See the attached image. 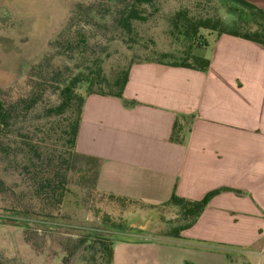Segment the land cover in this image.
I'll return each instance as SVG.
<instances>
[{"label":"rangeland","instance_id":"1","mask_svg":"<svg viewBox=\"0 0 264 264\" xmlns=\"http://www.w3.org/2000/svg\"><path fill=\"white\" fill-rule=\"evenodd\" d=\"M128 1L0 0V99L15 112L0 133V264H103L97 235L162 241L186 222L178 206L125 202L100 191L94 164L73 155L66 142L70 112L50 116L45 109L60 102L65 80L96 55L112 75L137 62L208 57L219 31L200 28L188 38L187 19L212 18L241 31L257 25L250 9L233 0H155L144 8L147 21H134L130 37L117 22ZM70 41L87 52L73 54ZM49 159L68 173L59 208L33 194ZM226 262L240 264L233 256Z\"/></svg>","mask_w":264,"mask_h":264},{"label":"crops","instance_id":"2","mask_svg":"<svg viewBox=\"0 0 264 264\" xmlns=\"http://www.w3.org/2000/svg\"><path fill=\"white\" fill-rule=\"evenodd\" d=\"M206 58L137 62L123 99L86 97L76 149L99 158L100 191L157 206L222 188L179 236L117 239L113 264L264 262V45L222 33Z\"/></svg>","mask_w":264,"mask_h":264},{"label":"trees","instance_id":"3","mask_svg":"<svg viewBox=\"0 0 264 264\" xmlns=\"http://www.w3.org/2000/svg\"><path fill=\"white\" fill-rule=\"evenodd\" d=\"M243 8L250 9V19L257 25L255 29L241 31L238 28L229 29L225 26V23L212 20V18H202L192 21L187 19L182 22V28L184 29V34L188 38L196 36L200 28H207L212 30H218L219 34L229 33L236 36H240L247 40L254 41L261 45H264V9L258 7L254 3L248 0H233ZM155 0H129L126 5L119 11V16L117 22L122 28V30L130 35H136V28L134 21H147L148 15L146 14L145 7L147 5H153ZM179 15V14H178ZM195 38V37H194ZM83 42L84 39H82ZM84 46V44H83ZM78 50V47L74 42H68L66 48L70 50L73 54H83L87 52L88 46H85ZM192 58L194 61H192ZM190 58L191 60H182L175 63H169L174 66H184L190 68H197L200 70H207L210 65V60L202 55H195ZM159 61V60H153ZM103 58L100 55L91 58L85 68L77 72L76 74L70 76L62 84L60 88V102L57 105L50 106L45 109L46 114L61 115L65 112H70V117L68 122L63 128V133L66 137V142L72 149L73 155L80 154L82 157L89 159L93 164V170L95 171L96 178L99 171L100 160L97 157L88 156L79 153L76 149L77 136L81 124L82 112L85 104L86 97L90 94H101L108 96H115L119 98H124V90L130 76V65L128 68H123L120 71L115 70L112 75H108L105 72L103 65ZM164 62V61H159ZM83 85L85 88L80 91L79 86ZM35 99H32L29 106L34 104ZM13 107H8L5 102L0 99V133L4 132L11 121L15 117V112ZM57 164L52 162V159L47 160L46 168H42L41 174L36 176L35 186H34V196L43 199L51 207H60L64 197L66 195L67 187V177L68 173L61 166L57 167ZM44 169V170H43ZM97 180V179H96ZM5 187L4 180L0 177V191ZM222 191V188L212 190L208 192L201 199H189L178 195L173 192L172 196L166 201L165 205H175L181 210L184 216L185 223L180 227L174 228L171 236H179L180 232L184 229L191 227L202 214L206 206L209 204L212 197ZM112 197H116L125 202H140L138 200L116 196L114 194H109ZM146 204V203H145ZM122 227V231L128 230V226L119 224ZM131 231H141L139 227H130ZM99 237V249L104 253L103 264H113L114 261V243L117 240L111 239L110 237H105L102 235H97ZM119 239V238H118ZM128 239V238H125ZM134 241L142 242V239H133ZM185 264H194L190 261H186Z\"/></svg>","mask_w":264,"mask_h":264}]
</instances>
